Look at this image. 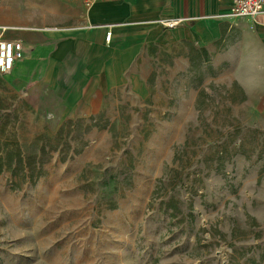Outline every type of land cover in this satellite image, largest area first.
I'll return each mask as SVG.
<instances>
[{
    "label": "rangeland",
    "instance_id": "obj_1",
    "mask_svg": "<svg viewBox=\"0 0 264 264\" xmlns=\"http://www.w3.org/2000/svg\"><path fill=\"white\" fill-rule=\"evenodd\" d=\"M14 1L25 27L74 20ZM176 72L62 126L0 77V264H264V100L232 67Z\"/></svg>",
    "mask_w": 264,
    "mask_h": 264
},
{
    "label": "crops",
    "instance_id": "obj_2",
    "mask_svg": "<svg viewBox=\"0 0 264 264\" xmlns=\"http://www.w3.org/2000/svg\"><path fill=\"white\" fill-rule=\"evenodd\" d=\"M19 6L0 0V26L9 31L0 37L19 41L23 50L11 74L2 78L49 126L94 122L113 93L144 90L157 64L167 71L177 68V74L210 65L236 72L247 48L264 46V15L254 30L231 24V0L97 2L88 11L89 29L75 22L25 27L26 18L40 16ZM245 95L264 100V92Z\"/></svg>",
    "mask_w": 264,
    "mask_h": 264
},
{
    "label": "built area",
    "instance_id": "obj_3",
    "mask_svg": "<svg viewBox=\"0 0 264 264\" xmlns=\"http://www.w3.org/2000/svg\"><path fill=\"white\" fill-rule=\"evenodd\" d=\"M78 6L75 9V23L84 24L85 29L91 28L88 23V11L97 2H112L114 0H74ZM231 24H246L251 30L258 25L257 18L264 15V0H231ZM173 23L172 25H176ZM1 33L6 31L5 28L0 29ZM111 33L108 32L105 40L109 42ZM23 57L22 45L19 41H7L0 37V77L11 74L15 63Z\"/></svg>",
    "mask_w": 264,
    "mask_h": 264
},
{
    "label": "clouds",
    "instance_id": "obj_4",
    "mask_svg": "<svg viewBox=\"0 0 264 264\" xmlns=\"http://www.w3.org/2000/svg\"><path fill=\"white\" fill-rule=\"evenodd\" d=\"M233 77L249 96L264 92V46L247 48Z\"/></svg>",
    "mask_w": 264,
    "mask_h": 264
},
{
    "label": "trees",
    "instance_id": "obj_5",
    "mask_svg": "<svg viewBox=\"0 0 264 264\" xmlns=\"http://www.w3.org/2000/svg\"><path fill=\"white\" fill-rule=\"evenodd\" d=\"M1 171V170H0Z\"/></svg>",
    "mask_w": 264,
    "mask_h": 264
}]
</instances>
